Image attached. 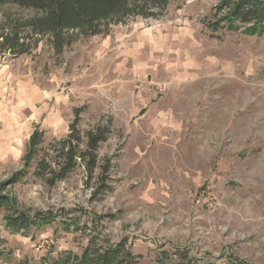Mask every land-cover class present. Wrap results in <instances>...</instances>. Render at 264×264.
Returning a JSON list of instances; mask_svg holds the SVG:
<instances>
[{"label": "rangeland", "instance_id": "rangeland-1", "mask_svg": "<svg viewBox=\"0 0 264 264\" xmlns=\"http://www.w3.org/2000/svg\"><path fill=\"white\" fill-rule=\"evenodd\" d=\"M219 1L173 0L160 18H131L62 54L28 29L30 53L0 48L4 65L39 81V96L50 92L36 103L46 108L38 125L30 116L16 140L18 156L0 165V195L40 223L13 229L14 211L0 209V264L80 254L92 235L127 238L137 264H264V34L210 30ZM37 14L2 5L0 44ZM12 92L2 88L5 109ZM76 109L82 133L112 121L97 150L101 163L111 159L107 178L99 168L90 176L79 159L55 183L37 174L36 161L11 181L24 170L34 126L56 159Z\"/></svg>", "mask_w": 264, "mask_h": 264}, {"label": "trees", "instance_id": "trees-1", "mask_svg": "<svg viewBox=\"0 0 264 264\" xmlns=\"http://www.w3.org/2000/svg\"><path fill=\"white\" fill-rule=\"evenodd\" d=\"M171 1L173 0H0V7L4 4H16L38 11L37 15L26 19L10 33L1 35L0 48L13 55L30 53L31 46L25 42L21 33V30L28 29V36H37L40 39L47 37L54 51L62 54L78 38L108 34L111 26L126 23L131 18H160L166 13ZM205 24L215 32L221 27L231 31L243 27L246 34L263 35L264 0H220L216 6L215 19ZM81 110L83 109L75 110L69 135L59 141L61 146L57 149L59 155L56 159L44 153L45 132L38 127L34 129L23 155L24 170L20 174L16 173L11 181H18L23 172L36 161L37 174L41 177L50 174L51 178L48 180L55 183L66 179L79 159L86 164L90 176L99 168V177L103 180L107 178L111 159L106 158L101 163L97 150L111 134L112 121L97 124L82 133L78 128ZM10 200L8 196L0 195V209L6 206L14 211V214L6 217L11 228L27 230L31 225L40 224L39 217L32 219L29 213L15 209L9 203ZM128 242L127 238L111 242L106 237L92 235L80 254L65 251L43 264H137V255L133 253ZM177 253L182 259L189 258L188 250L178 249Z\"/></svg>", "mask_w": 264, "mask_h": 264}, {"label": "crops", "instance_id": "crops-1", "mask_svg": "<svg viewBox=\"0 0 264 264\" xmlns=\"http://www.w3.org/2000/svg\"><path fill=\"white\" fill-rule=\"evenodd\" d=\"M29 68L30 67H28V69ZM30 76L31 73H27V77L20 78L19 73L14 72L10 67L4 65L1 58L0 96L2 95V88L5 87V85L13 90V94L10 96L11 98L9 97L8 99L9 103L6 106V109L4 105L0 103V165L9 161L13 156H18L19 149L16 147L15 143L29 127L30 116L32 121L38 125L41 115L46 110V108L40 109L39 107H36V103L38 102L39 97L45 98L46 95L49 97L50 92L49 90H42V95L39 96L41 90L39 81L33 82V79L30 78ZM16 79L17 81L19 79V82L17 85H14ZM55 108L54 105L53 109ZM47 109H49V107H47ZM51 114L53 118L57 117L54 110H52ZM25 117H27V121H25ZM35 126L33 131L37 127Z\"/></svg>", "mask_w": 264, "mask_h": 264}, {"label": "built area", "instance_id": "built-area-1", "mask_svg": "<svg viewBox=\"0 0 264 264\" xmlns=\"http://www.w3.org/2000/svg\"><path fill=\"white\" fill-rule=\"evenodd\" d=\"M0 64H1V60H0Z\"/></svg>", "mask_w": 264, "mask_h": 264}]
</instances>
